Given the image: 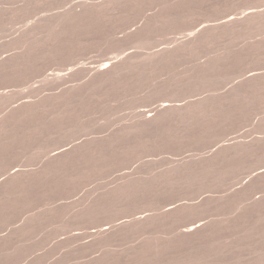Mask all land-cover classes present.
I'll list each match as a JSON object with an SVG mask.
<instances>
[{"label":"rangeland","instance_id":"rangeland-1","mask_svg":"<svg viewBox=\"0 0 264 264\" xmlns=\"http://www.w3.org/2000/svg\"><path fill=\"white\" fill-rule=\"evenodd\" d=\"M0 264H264V0H0Z\"/></svg>","mask_w":264,"mask_h":264},{"label":"bare ground","instance_id":"bare-ground-1","mask_svg":"<svg viewBox=\"0 0 264 264\" xmlns=\"http://www.w3.org/2000/svg\"><path fill=\"white\" fill-rule=\"evenodd\" d=\"M139 220L141 221V220H143V218H142V219L140 218ZM139 220H138V221H139Z\"/></svg>","mask_w":264,"mask_h":264}]
</instances>
